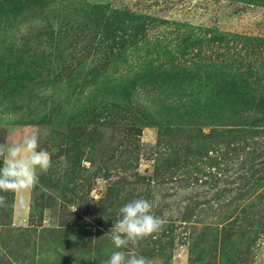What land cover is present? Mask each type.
<instances>
[{
  "label": "rangeland",
  "instance_id": "1",
  "mask_svg": "<svg viewBox=\"0 0 264 264\" xmlns=\"http://www.w3.org/2000/svg\"><path fill=\"white\" fill-rule=\"evenodd\" d=\"M6 1L0 144L51 167L0 193V264H264V0ZM140 198L164 225L116 249Z\"/></svg>",
  "mask_w": 264,
  "mask_h": 264
},
{
  "label": "clouds",
  "instance_id": "2",
  "mask_svg": "<svg viewBox=\"0 0 264 264\" xmlns=\"http://www.w3.org/2000/svg\"><path fill=\"white\" fill-rule=\"evenodd\" d=\"M0 193L26 192L39 184V174L51 167V155L39 146L38 136L30 134L14 144H0ZM7 197L0 195V207ZM153 205L147 199H135L119 208V219L109 230L116 249L127 248L159 231L164 220L152 214ZM76 208L72 209L74 212ZM104 264H147L146 258L114 251Z\"/></svg>",
  "mask_w": 264,
  "mask_h": 264
},
{
  "label": "trees",
  "instance_id": "3",
  "mask_svg": "<svg viewBox=\"0 0 264 264\" xmlns=\"http://www.w3.org/2000/svg\"><path fill=\"white\" fill-rule=\"evenodd\" d=\"M4 2H6V3H7V6L10 7V8L13 7V5H14V6H17V4L14 3L13 1H6V0H4ZM11 9H12L13 11H12ZM11 9H10V12H14V11H15L13 8H11Z\"/></svg>",
  "mask_w": 264,
  "mask_h": 264
}]
</instances>
